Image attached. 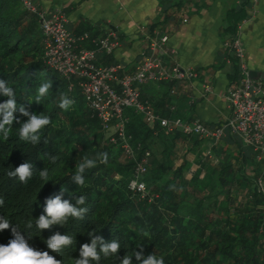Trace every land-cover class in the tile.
I'll return each mask as SVG.
<instances>
[{
  "label": "trees",
  "instance_id": "16d2710c",
  "mask_svg": "<svg viewBox=\"0 0 264 264\" xmlns=\"http://www.w3.org/2000/svg\"><path fill=\"white\" fill-rule=\"evenodd\" d=\"M248 9L244 0L226 12V39L236 35ZM91 30L84 28L86 33ZM44 42L35 14L25 10L18 0H0V79L14 90L17 108L22 105L32 114L51 119L40 132L41 142L37 145L20 140L19 128L28 117L19 111L14 114L19 123L14 121L9 138L4 140L0 135V198L4 200L0 217L19 227L17 230L34 249L48 251L63 264H73V259L79 258L81 246L91 243L90 232L105 242L116 240L121 246L117 257L101 254L99 264H120L125 255L132 257L133 264H141L135 257L141 249L144 258L163 257L164 264H264V166L255 162L250 150L229 135L232 146H212L217 159L212 164L200 155L203 142L208 140L168 134L159 124L151 127L141 114L126 108L125 133L131 145L139 144L150 152L147 171L141 176L145 193L131 192L128 183L133 177L134 162L111 144L96 115L87 107L78 78L66 79L48 67ZM228 59L230 80L234 82L238 68L234 58ZM98 62L117 63L105 55ZM46 82L52 84L49 94L41 103H35L39 86ZM151 85L159 88L153 103L141 94L143 87ZM180 85L149 83L140 88V99L151 103L162 117L193 119L192 104L187 102L183 114L174 103L175 97L170 96L171 89L179 95ZM62 96L74 102L67 111L59 107ZM7 99L0 94V103ZM173 104L175 109L170 111ZM177 142L187 145L196 160L198 169L189 178L183 171L190 163L188 158H174ZM101 152L108 153L109 161L88 170L84 186L71 180L75 166L85 156L93 158ZM52 156L55 163L51 162ZM24 162L33 164V176L27 183L8 176ZM243 164L252 167V179L242 173ZM44 168L48 170L47 180L39 176ZM259 182L261 190L254 187ZM57 195L73 205L80 195L85 196L86 203L77 206L86 207L88 212L82 220L69 218L65 226L54 225L41 231L35 221L45 214L46 200ZM29 221L31 229L26 226ZM57 232L73 238L72 246L59 254L46 245V240ZM12 238L11 227L0 231V244L7 245Z\"/></svg>",
  "mask_w": 264,
  "mask_h": 264
},
{
  "label": "built area",
  "instance_id": "2783aa9c",
  "mask_svg": "<svg viewBox=\"0 0 264 264\" xmlns=\"http://www.w3.org/2000/svg\"><path fill=\"white\" fill-rule=\"evenodd\" d=\"M18 1L25 10L39 18L45 39V63L66 79L78 78V86L87 107L96 115L103 131L105 133L111 131L108 134L109 141L134 162L133 177L128 183L131 192L139 195L145 193L146 188L141 176L147 171L150 152L142 150L139 144L135 147L131 145V138L125 133L128 121L124 117L126 108L141 114L151 127L159 124L168 134L195 135L208 140L210 143L208 155L212 146L221 142L224 131L228 129L230 135L236 137L242 146L250 150L255 162L264 166V84L260 79L250 76L240 39L242 23L237 27L236 35L226 39L222 44L227 62H230L229 57L234 58L238 68V78L229 85L225 93L229 116L222 124L211 128L198 118L182 120L162 117L149 102L140 99V88L149 83L189 85L201 79L199 71L182 68L174 61V51L166 47L167 35H145L149 52L142 56L140 62L129 73L121 63L103 65L97 62L98 54L111 56L119 46L115 34L72 35L66 29L67 19L62 8L45 11L39 9L34 0ZM259 1L247 0L248 14H253ZM182 21L187 22V18ZM85 42H89L93 49L82 48ZM201 87L203 96L212 93L209 81L203 80ZM176 95V90L171 89L170 96L174 98ZM169 109L173 111L174 104L170 105Z\"/></svg>",
  "mask_w": 264,
  "mask_h": 264
},
{
  "label": "crops",
  "instance_id": "0c3cea01",
  "mask_svg": "<svg viewBox=\"0 0 264 264\" xmlns=\"http://www.w3.org/2000/svg\"><path fill=\"white\" fill-rule=\"evenodd\" d=\"M242 1L34 0V3L45 11L62 8L67 19L66 29L72 35L86 33V27L92 29L88 32L92 36L115 34L119 46L111 57L123 64L129 73L149 52L145 35H167L166 47L174 51V61L182 68L201 73V79L189 85H180L174 103L184 114L189 102L193 117L214 128L229 116L225 93L232 82L231 67L222 49L226 39L224 30L228 25L226 12ZM180 2L182 4L177 6ZM184 18H187L185 23L182 21ZM240 39L250 72H255L256 78L264 84V0L259 1L253 14L247 13L241 25ZM82 48L93 49V46L85 42ZM101 55H97V62L101 60ZM203 80L212 85V93L207 96L202 95ZM141 94L153 103L159 96V88L145 86ZM227 137L216 145L221 148L232 146ZM207 145L210 146V143ZM188 149L187 145L177 142L174 158H194Z\"/></svg>",
  "mask_w": 264,
  "mask_h": 264
},
{
  "label": "clouds",
  "instance_id": "9594fccd",
  "mask_svg": "<svg viewBox=\"0 0 264 264\" xmlns=\"http://www.w3.org/2000/svg\"><path fill=\"white\" fill-rule=\"evenodd\" d=\"M51 87V82H46L39 86L34 102L38 104L41 103L49 94ZM0 94L8 97L5 102L0 103V135H2L3 139L7 140L9 138L14 121L19 123V120L14 115L19 111L21 115L28 117L27 121L22 123L19 128L20 140L30 142L33 145L39 144L41 142L40 132L51 123L50 117L43 114H32L22 105L17 108L15 99L16 94L11 87L7 86V82L4 79H0ZM73 103L71 99L62 96L59 107L67 111ZM55 160L56 158L52 156L51 162L55 163ZM108 161L109 155L106 152L98 153L93 158L85 156L82 161L75 166L76 172L71 180L79 186H84V174L88 170L95 168L98 163L107 164ZM8 176L17 177L20 182L27 183L33 176V164L24 162L16 167L14 171H10ZM39 176L42 180H47L48 170L46 168L40 170ZM85 203L86 197L83 195H80L76 199L75 205L68 200H63L61 195L49 198L46 200V207H44L45 214H41L36 219L35 227L43 231L50 229L54 225L65 226L69 218L82 220L88 212V209L86 207H78L77 205H84ZM3 204L4 200L0 198V206ZM26 226L31 229L33 224L29 221ZM10 227L13 238L7 245L0 244V264H63V261L56 259L53 255H50L48 251H38L34 249L17 230L19 227H13L8 219L0 217V231L7 230ZM88 234L91 237V243H85L81 246L79 258L73 259V264H92V262L99 264L101 254L104 257H117V253L121 248L119 242L116 240L105 242L102 237L96 236L93 232ZM30 238L31 235H29V239ZM46 241L47 248L51 250V252L57 254L73 244V238L71 236L62 235L59 232L52 235ZM135 257L141 264H164L163 257L148 255L144 258L143 249L139 252H135ZM120 264H133L132 257L125 255L120 260Z\"/></svg>",
  "mask_w": 264,
  "mask_h": 264
},
{
  "label": "rangeland",
  "instance_id": "374dc122",
  "mask_svg": "<svg viewBox=\"0 0 264 264\" xmlns=\"http://www.w3.org/2000/svg\"><path fill=\"white\" fill-rule=\"evenodd\" d=\"M111 131H109V132H107L106 133V136H108V134L110 133ZM229 135H230V131L228 130V129H226L225 131H224V136H223V138H222V140H225V138H226V136H228L227 137V139L228 140H231V138L229 137ZM236 138V137H235ZM237 139V138H236ZM225 142V141H224ZM208 144V142H203V146L201 147V150H200V155H201V157H205L206 159H209L210 160V162L212 163V164H215L216 162H217V159L214 157V156H212L213 155V153H212V151H211V153H210V155H208L207 154V151L209 150V145H207ZM226 144V143H225ZM226 148H228V147H226ZM190 163H189V165L187 166V168L186 169H184L183 171H184V175L186 176V177H190L191 175H193L196 171H197V169H198V166H197V164H196V160H195V158H188L187 159ZM179 164V163H178ZM246 177H248V178H250V179H252L253 177H254V171H252V167L251 166H248V165H245V164H243V172H242ZM255 187V189H259V190H261V188L263 187L262 186V184H259V183H256V185L254 186Z\"/></svg>",
  "mask_w": 264,
  "mask_h": 264
},
{
  "label": "water",
  "instance_id": "95a60500",
  "mask_svg": "<svg viewBox=\"0 0 264 264\" xmlns=\"http://www.w3.org/2000/svg\"><path fill=\"white\" fill-rule=\"evenodd\" d=\"M250 76L253 77V78H256L255 72H250Z\"/></svg>",
  "mask_w": 264,
  "mask_h": 264
}]
</instances>
